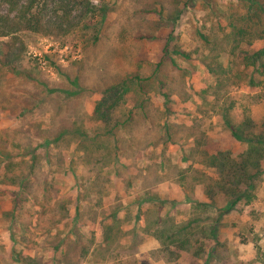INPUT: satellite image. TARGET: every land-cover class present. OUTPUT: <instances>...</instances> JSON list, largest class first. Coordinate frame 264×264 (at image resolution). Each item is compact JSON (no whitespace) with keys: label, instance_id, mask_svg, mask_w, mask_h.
<instances>
[{"label":"rangeland","instance_id":"obj_1","mask_svg":"<svg viewBox=\"0 0 264 264\" xmlns=\"http://www.w3.org/2000/svg\"><path fill=\"white\" fill-rule=\"evenodd\" d=\"M58 1L34 8L45 30L0 35V148L15 157L8 178L0 164V264H264V157L232 204L202 153L251 148L225 109L264 135V67L241 53L264 46V11L92 0L105 21L72 26Z\"/></svg>","mask_w":264,"mask_h":264},{"label":"trees","instance_id":"obj_2","mask_svg":"<svg viewBox=\"0 0 264 264\" xmlns=\"http://www.w3.org/2000/svg\"><path fill=\"white\" fill-rule=\"evenodd\" d=\"M40 1L41 0H6L5 2L10 7L11 12H9V14H5V19L2 17L3 20L0 21L2 23L0 25V28L2 29L0 35H7L8 33L12 32V29L15 28V30H19L20 28L37 32L45 30L46 27L44 26V23L47 20L44 13L41 14L37 11H34V8L37 7L44 11L43 8L46 5L41 4ZM242 1L248 2L250 8L256 9L257 15H260V10L262 12L264 11V3L261 0ZM57 4L58 6L54 11L55 17L58 20L62 19L64 23L65 20L70 22V25L72 26H77L86 16H97V13L98 15H101V21H105L106 19L107 8L105 6L98 7V5H96L92 0H59ZM74 8L80 10V13L78 12L77 17L74 15L75 19L77 20L76 23H73L75 19H70L72 10ZM49 18L51 17L49 16ZM62 30H64L62 34L69 32V29ZM236 32L238 35L244 36L246 31L244 29L237 28ZM261 34L264 36V28ZM176 53L188 57V53L185 51H176ZM241 53L244 55L243 59L247 67L258 66L259 64L264 67V46L252 54H250L248 51H242ZM224 119L231 128L233 135L238 140L247 141L251 148L248 151L241 153L238 159H231V156L228 154V152L223 151H220L218 154L212 156H208V153L205 151L202 153L207 155V159L211 165L218 168L221 179V184H219V187L220 189L222 188V190H224L227 196H233L230 200L232 204H235L243 197L249 196V191L243 192L238 189L240 184H246L249 182L251 186L250 182H253V179L256 176V174L252 173L251 170L257 169V172H259L258 170H261L260 161L261 158L264 157V154L262 153L264 151V147H262L261 151H259V145L264 146V135L259 133L258 135L245 136L242 127L233 125L230 122L227 109H225ZM1 163L4 165V174L8 178L9 173L13 171V168L15 167V157L12 153H5L4 150L0 148V164ZM17 178L20 177H17V175H12L8 182L12 185H16V182H18ZM20 179L23 178L21 177ZM22 181H24V179ZM21 185V191L24 192V186L22 185L21 187ZM110 237V234L107 233L105 239L108 240Z\"/></svg>","mask_w":264,"mask_h":264}]
</instances>
